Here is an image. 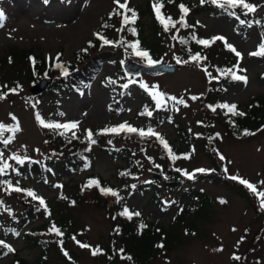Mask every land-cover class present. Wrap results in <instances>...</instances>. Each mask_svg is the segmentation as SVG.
I'll list each match as a JSON object with an SVG mask.
<instances>
[{
  "label": "rangeland",
  "instance_id": "374dc122",
  "mask_svg": "<svg viewBox=\"0 0 264 264\" xmlns=\"http://www.w3.org/2000/svg\"><path fill=\"white\" fill-rule=\"evenodd\" d=\"M163 1L159 0L160 3ZM192 1L198 3L197 0ZM246 2L255 5L256 10L248 12L247 9L242 8L246 14L245 19L251 21L252 24L243 34L236 32L235 24L238 19L234 16L232 7L225 10L230 12L232 18L225 15L211 16L197 6L189 14L200 27L205 39L223 37V40L217 41L225 49L236 55L227 46L230 45L241 54L235 74L246 77L247 82L239 80L218 98L223 105H236L237 113H243L252 98L264 95V78L261 77L264 72V57L260 60L254 57L250 58L251 53L263 39L260 25L257 23L264 24V0H246ZM105 3L107 6L101 9L96 5V0H0V10L5 14L3 27H0V57H3V52L6 50L16 48L24 51L30 50L46 60L57 59V61L75 63L76 55L83 54L87 50L94 37V31L100 25L104 15L116 7L113 0H105ZM156 3L157 0H129L128 7L145 11L147 4L153 8ZM90 20L92 22L86 30L83 42L75 44L68 54L65 41L72 37V28ZM142 20L143 33L149 35L150 19L145 15ZM106 49L101 54L104 63L99 75L93 78L90 84L80 92L64 93L55 98L41 94L39 95L40 100L31 105L30 101L25 99L26 96L36 97L31 90L34 84H25L19 88L14 97H11L12 101L7 99L0 102V124L11 128L18 123L21 129L15 133L7 131V135L9 137L14 135V139L2 150L3 162L9 164L10 167L5 170L3 175H0V201L19 212L26 207V203L19 196L20 192L14 191V188L19 187L26 194L30 190L44 201H53L59 194L67 191L73 183L91 174H96L107 180L108 183L115 185L116 169L124 166L126 159L123 156L114 158L112 152L121 149L126 151L122 155L129 153L139 165V167L136 165L138 171L135 170L131 173L136 172L128 181L129 185L138 187L142 183H149L151 177L149 162L154 161L161 165V157L154 148L143 146L133 139H118L113 145L105 147L107 151H104L103 148L93 147L83 173H75L74 170L57 164L48 179H39L36 175H31L26 179L19 178L18 174L13 173V165L18 162L10 157H20L24 163H18V165L26 167L29 162H40L45 157L51 158L52 150L58 148V144L52 140L60 141L62 137H73V132H75V136H87L85 130L92 131V128L103 126L107 122L114 124L130 122L134 126L143 127V121L139 119L141 116H138L137 112L144 93L145 91L148 93L150 103L156 104L154 94L160 92L164 94L160 106L162 113L167 118L171 116V120L177 123L179 128L187 131L193 145L188 158L177 160L173 164L176 167L186 168L195 177V180L176 190H166L160 184H152V186L158 188L162 205L173 206L174 203L188 202L189 191L200 192L207 198V204L202 210L194 208L188 217V221L195 224L194 233L191 234L181 227L180 245L166 256H156L149 264H264V209L261 208L260 198L238 180L230 178L232 176L243 178L256 185L258 192L264 191V184L261 183L264 181V127L250 137L243 139L232 137L224 129L221 119L213 117L214 111L213 108H210L211 106L209 109L203 110V106L192 99L193 95L196 97L206 91L205 70H201L195 66L196 64L185 63L184 60H179V63L178 60L173 61L174 49L169 46L166 48L161 62L168 67L177 66L176 70L155 76L145 73H141L138 77H132L131 74H129L130 76L126 75L121 80V86L126 83V86L129 85L128 94L125 92L118 103L114 101V107L121 109L109 113L107 104L111 99V91L105 81L115 75L117 67L121 66L122 62L131 61L120 53L109 48ZM210 55L219 61L220 54L214 55V51H212ZM141 59L143 58H139V63H134L146 67V58ZM169 97H175L177 100L183 99L184 103H176ZM35 107L43 114L49 113L50 123L78 122V128L68 131L63 128H40L35 118ZM157 112H151V120ZM12 117H15V120ZM209 120L214 122L212 124L213 131L220 135L217 138L216 152L210 147L212 142L209 137H205L208 134V127L201 125L202 122L206 124ZM155 132L162 133L167 140L173 142L178 137L176 128L169 122L164 123ZM49 133H52L55 138L52 139L48 136ZM57 134L61 138L57 137ZM221 155L224 157L223 160L220 159ZM212 166H215L218 175L227 180L226 182L236 183L247 190L248 193L244 192V195L253 203V209L248 208L247 200L229 188L230 186L218 175L209 176L210 179H217L214 182H206L205 177H199L201 173L208 172ZM199 169L206 171H196ZM3 176L8 181H4ZM133 192L134 194L129 196L128 201L129 213L139 212L149 222L159 223L163 226H167L171 222L175 213L174 207L162 212L160 208L149 201L150 193L141 194L138 190ZM37 200L39 201V199ZM194 201L192 200L196 207L200 203V199L199 201L194 199ZM69 212L75 222L72 226L75 233L77 229H82L84 231L82 239H86L91 243V246L96 247L98 242L105 243L109 233H112L113 238L116 239L117 226L113 224L112 216L103 206L80 200L71 205ZM45 221L44 214L39 213L30 227ZM0 241L3 242L2 245L7 244L18 252L19 257L28 263H32L37 257L38 250L27 246L22 231L18 237L8 235L5 239L0 233ZM70 246L72 250V253L69 254L72 260L71 264H104L96 255H93V252H83L79 249L80 246L76 247L72 242H70ZM218 249L221 250L218 251ZM234 256L241 259L236 260L233 258ZM12 261L14 260L11 253L0 250V264H11ZM61 264L68 263L61 261ZM117 264L127 263L118 261Z\"/></svg>",
  "mask_w": 264,
  "mask_h": 264
},
{
  "label": "trees",
  "instance_id": "16d2710c",
  "mask_svg": "<svg viewBox=\"0 0 264 264\" xmlns=\"http://www.w3.org/2000/svg\"><path fill=\"white\" fill-rule=\"evenodd\" d=\"M197 2L196 4L192 0H172V2L164 0L162 2L163 7L160 11L165 20H167V17H171L174 22L180 21L183 15L179 7L181 4L188 9L187 14L183 15V20L188 27L182 26L181 23H176L175 27L169 24L167 31H165L164 25L157 19L154 8H151L149 4H147L145 11L130 7L136 13L134 23H125L123 21L124 15L131 18L132 13L125 12L124 9L116 6L104 15L100 25L94 31L93 39L89 43L87 50H85L87 52L84 51L83 54H77L75 63L57 61V59L46 60L30 50L24 51L16 48L6 50L3 52V57H0V86L6 85L7 87H0V91L7 93V96L5 99L0 100V102L14 97L22 85L36 84L43 78L51 79L50 85L43 92L49 98L61 96L64 92H77L83 89L88 85L90 78L99 73L104 62L101 54L102 51L107 50L106 48L122 54V56L135 63H139L138 60L141 57L136 55V51H147L149 55L145 62L147 61L146 64H149V59L153 63L162 61V57L166 53V48L169 46L174 49L173 61L184 60L188 63L196 64L195 66L201 70H207L205 71L207 80L206 91L203 94H198L196 96L197 98L193 100L198 101L203 106V110L209 109V106H211L210 108H215V111L212 113L213 117L221 119L224 129L232 137L243 139L255 135L264 127V95L252 98L244 109V115L233 114L227 108L222 107L223 103L218 98L223 92L238 83V80L233 79L232 75L235 74L236 68L239 66L240 58L232 55L217 40L211 43L210 46L198 43L199 40L211 41L212 38L205 39L200 27L189 15L192 9L197 6L200 10L202 9L208 12L211 16L221 17L225 15L228 18H232L230 12L225 11L230 7L225 6L221 8L216 4L207 2V0L204 3H201V0H197ZM114 10L121 14H113ZM145 15L150 19L148 25L150 28L149 35H144L143 33L144 24L142 18ZM234 16L238 19L236 30L240 32L246 31V26L250 25L251 21L249 22L245 19L246 14L242 7L234 8ZM257 25H260V32L263 39L257 45L254 53H258L260 51V45L264 44V24L260 22ZM131 29H135V33ZM105 40L110 43H104ZM137 42L138 48L134 50L130 45L136 44ZM212 51H214V55L220 54L219 61H216L210 55ZM197 54H199V58L193 60L192 57L197 56ZM251 57L260 60L263 59L264 55L258 54L252 55ZM142 58L141 60L145 59V57ZM57 65L60 66L58 67ZM64 69L68 72L67 76L63 75ZM261 77L264 78V72ZM124 78L125 75L121 67L118 66L115 75L110 79H106L112 95L109 105L110 109L113 108L114 101L127 91L125 87L127 83L121 86V80ZM121 87L124 88L121 89ZM10 89H16V91L13 93L9 91ZM192 97H195V95ZM148 99L147 95H144L138 111L141 116L139 119L145 123L146 127H143V129H151L154 133L153 130L158 129L167 119L163 117L161 112H158L151 120L147 112H152L154 107L152 106L153 103H150ZM25 100L30 101L29 103L33 105L35 101L40 100V96H26ZM37 114H39L45 124L50 123L48 120L50 118L49 113L43 114L35 107V118L40 128H43V126L37 120ZM171 119L172 117L170 116L169 121L178 132L177 140L175 142L169 141L163 134H157L168 143L172 153L177 157L176 159H172L169 156L168 151L163 147L156 135L147 134L149 131L143 130L146 135L141 136L139 130L142 129L134 127L131 124L127 125L136 128L138 130L137 132L130 133L125 130L118 133L107 131L103 132V134H97L105 129L110 130L119 127L109 123L104 126L92 128V139L95 140V143H91L85 135H77L75 138H61L57 134V137L61 138V140H52V142L58 144V148L56 147L52 150L51 158L45 157L40 162H29L26 167H23L24 165L21 164L18 165V163L13 165V173L18 174L21 179H26L31 175H36L39 179H48L57 164H60L64 168L67 167L74 170L75 173H83L87 164V155L91 153L92 147L97 146L107 151L105 147L113 145L118 139H133L143 146H150L158 152L162 160L161 165L150 161V182L142 183L138 187H135L134 185H129L128 181L138 171L137 166L139 167V165L136 163L137 161L129 153L122 155L126 152L123 149L117 150L116 152L108 151L114 154V158L123 156L126 159L125 165L117 167L116 169L115 185L108 183L107 180H104L96 174H91L73 183L67 191L59 194L53 201H45V205H41L37 199H33L26 192L23 193L22 191L19 196L24 199L26 207L19 212L14 211L13 207L0 201V233L2 237L4 239L8 235L18 237L22 231V236L27 246L31 249L38 250L36 259L32 263H28L25 259L19 257L18 252L14 250L9 251L7 247L0 244V250H4L13 255L14 261L11 264H61V261L71 264L72 260L69 256L72 253L71 246L69 247L70 242L76 247H79L80 244L88 245L89 247H79L83 252L90 253L98 250L95 255L104 264H117L118 261L127 264H149L156 256H166L180 245L181 238L179 237V232L181 227H184L186 231L193 234L195 224L192 221L189 222L188 217L194 211V208H197V210L204 209L207 204V198L200 192L193 193L189 191L188 202L182 204L174 203L173 206L162 205L157 191L158 188L152 186V184H160L166 190H176L183 187L186 183L195 180V177L189 179L188 175H185V173L191 174L186 168L176 167L173 164L177 160L188 158L193 145L190 142L187 131L179 128L178 124ZM213 123L212 120H209L206 124L202 122L201 125L208 127V134L205 137H209L212 142L210 147L216 152V147L218 146L217 138L220 135L213 131ZM43 130L42 133L44 136ZM245 132L252 134L246 135ZM3 136L4 138L9 137L7 131L4 132ZM48 136L52 139L55 138L52 133H49ZM6 146L0 143V152ZM63 147L66 149H62ZM183 148H186L187 151L183 150ZM135 170L136 172L131 174ZM210 175H218L215 166H212L205 174L201 173L199 177H205L206 182H214L217 180L210 179ZM3 177L4 181H8L5 176ZM218 177L230 186L227 187L233 189L234 192L245 198L248 202V208L253 209V203L244 195V192H248L243 186L229 181L228 183L220 175ZM91 181H99V184L90 183ZM101 188L111 189L118 195H112L110 193L102 194ZM137 190L143 194L150 193L149 201L157 205L162 212L167 211L171 207L175 208L174 216L167 226L159 223H151L141 215H134L136 212H130L132 214L131 218L122 215L124 209H128L129 196L133 193L132 191ZM194 199L196 201L200 199V203L196 207H194L192 202ZM80 200L99 204L107 209V212L112 216L113 220L111 221L117 226V232L115 233L117 236L116 239L113 238L112 233H109L105 239L106 242H98L95 247L93 245L91 246V243L86 239H82L84 233L82 229H77L75 233L72 227L75 222H73L70 216L69 209L71 205L76 204ZM39 213L44 214L46 221L30 227ZM53 223L61 230L63 233L62 236H58L54 232L49 231ZM61 241H63L62 244Z\"/></svg>",
  "mask_w": 264,
  "mask_h": 264
},
{
  "label": "snow or ice",
  "instance_id": "6c2138e0",
  "mask_svg": "<svg viewBox=\"0 0 264 264\" xmlns=\"http://www.w3.org/2000/svg\"><path fill=\"white\" fill-rule=\"evenodd\" d=\"M113 2L118 6V8L124 9L125 12H131L132 13L131 18H129L127 15H124L123 21L125 23H128V22L134 23L135 22L136 13H135L134 10L128 8V2H129V0H123V3H121V0H113ZM169 2H172V0H169ZM204 2H205V0H201V3H204ZM207 2L216 4L218 7H221V8H224L225 6L232 7V8L242 7L244 9H247L248 12H254L256 10V6L255 5H252L250 3H247L246 0H222V2H221V0H207ZM162 7H163V4L160 3L159 0H157V3L153 5V8H154V11L156 13L157 19L164 25L165 31L168 30V25L169 24H171L172 27H175L176 23H181L182 26L188 27V25L186 24V22L183 20V15H186L187 14L188 9L183 4L179 5V7L181 9V12L183 14L182 17H181V20L180 21H175V22L172 20L171 17H167V20L164 19V17L162 16V13L160 11V9ZM113 14L120 15L121 13L116 12L114 10ZM4 19H5V14L3 13L2 10H0V27H3V21H4ZM131 31L133 33H135V29H131ZM97 35H99V34H97ZM223 39H224L223 37H214V38H212L211 41H208V40H199L198 43H200L202 45H205V46H210V44L213 43V42H215V40H223ZM104 43L107 44V43H110V42L107 41V40H105ZM225 43L227 44L226 41H225ZM130 46L134 50H136L138 48V42L136 44H132ZM227 46L230 48L231 51L235 52L238 57L241 55L238 51H236L235 48H232L230 45H227ZM258 54L259 55H264V44L260 45V51L258 53H251V55H258ZM136 55L147 58L149 54H148L147 51H136ZM198 58H199V54H197V56H193L192 57L193 60H197ZM177 62L179 63L180 61L178 60ZM186 62L187 61H185V63ZM152 63H153V61H151V59H149V64L151 65ZM57 66L59 67L60 65H57ZM205 71H207V70L205 69ZM63 75H65V76L68 75V72H67L66 69L63 70ZM232 78L233 79H236V80H244L245 82H247V78L246 77L238 76V75H235V74L232 75ZM0 87L6 88L7 86L4 85V86H0ZM125 87H127V86L125 85ZM9 91H11V92L14 93L16 91V89H10ZM6 96H7V93H5L3 91H0V100L5 99ZM163 96H164V94L163 93H160V92H156L154 94V98L156 99V106L158 108L161 106V101L163 100ZM169 99H172V100L176 101V103H180V104H183L184 103L183 99L177 100L175 97H169ZM192 99H196V97H192ZM222 107L227 108L228 111L229 112H232L233 114L244 115V113H237L236 112V105L229 106V105L225 104V105H222ZM212 110L215 111V108H213ZM151 114H152L151 112H147V115L151 116ZM12 119L15 120V117H12ZM37 120L40 122V124L43 127H46V128H53V129L63 128L66 131L72 130V129H77L78 128V122H71V123H64V124H60V123H48V124H45L44 121L40 118L39 114H37ZM20 130L21 129H20L18 123L14 127H11V128L6 127L3 124H0V143H3L6 146L7 144H9L11 142L12 139H14V135L12 137L4 138L3 134H4L5 131H12L13 133H15V132H18ZM125 130L127 132H130V133H135V132L138 131L136 128H133V127L127 125V124H122L118 128H113V129H110V130L105 129V130H102L101 133H97V134H103V132H107V131H111V132H114V133H118L120 131H125ZM85 131L87 133L88 140L91 143H95V140L92 139L93 133L91 132V130H85ZM139 134L141 136L146 135V133L143 130H139ZM147 134L156 135L157 136V139L160 140V143L168 151L169 156L172 159H176L177 158L172 153V150H171L170 146L168 145V143L162 137H160L159 134L153 133L151 129H149V132ZM245 134L248 135V134H252V133L245 132ZM61 135H63V133H61ZM73 137L75 138V132H73ZM3 159H4L3 152H0V175H3L5 173V170L10 167L9 164L3 162ZM10 159H15V160H17L18 163H21V164L24 163V160H22L18 156H12V157H10ZM220 159L223 160L224 157L221 155L220 156ZM196 171L203 172V171H206V170L199 169V170H196ZM225 171H227V170L225 169ZM185 175H188V178L189 179H192L193 178V176L191 174L185 173ZM230 178L233 179V180H238L239 183L245 185L250 191H252L253 193H255L258 196V198H260L261 208L264 209V191H259L258 192L256 185H253L252 183H250L249 181H247V180H245L243 178L236 177V176H232ZM90 183H96L98 185L99 184V181H91ZM261 183L264 184V181H261ZM13 190L14 191H17V192L23 191L19 187H16ZM101 192H102V194H109L110 193L112 195H118L115 191H113L111 189H103V188H101ZM27 195L30 196V197H32L33 199H39L40 204L41 205H45V201L42 198L37 197L34 192H32V191L29 190V191H27ZM221 203H224V201H221ZM122 215H126V216H129V218H131V215L132 214L129 213V211H128L127 208H125L124 209V212L122 213ZM134 215L139 216L140 213L139 212H136V213H134ZM141 227H143V225H141ZM49 231L50 232H54L58 236H62L63 235V233L61 232V230L54 223L52 224V226L49 229ZM73 239H75V237H73ZM62 243H63V241H61V244ZM77 243H79V242L77 241ZM0 244H3V242L0 241ZM80 246L81 247H89L88 245H84V244H80ZM4 247H7L9 251H13V249L10 246H8L7 244H4ZM219 250H221V249H218V251ZM96 251H98V250H94L93 251V255L96 254ZM65 254H67V253H65ZM233 258L236 259V260L241 259L238 256H234Z\"/></svg>",
  "mask_w": 264,
  "mask_h": 264
},
{
  "label": "water",
  "instance_id": "95a60500",
  "mask_svg": "<svg viewBox=\"0 0 264 264\" xmlns=\"http://www.w3.org/2000/svg\"><path fill=\"white\" fill-rule=\"evenodd\" d=\"M177 67H168L165 66L163 63L156 64L155 66L150 67H143L139 66L133 63H124L123 69L133 76H137L141 73H145L151 76L169 73L175 71ZM51 80L50 79H41L37 84H35L31 90L35 96L41 94L44 92L48 86L50 85Z\"/></svg>",
  "mask_w": 264,
  "mask_h": 264
},
{
  "label": "bare ground",
  "instance_id": "6f19581e",
  "mask_svg": "<svg viewBox=\"0 0 264 264\" xmlns=\"http://www.w3.org/2000/svg\"><path fill=\"white\" fill-rule=\"evenodd\" d=\"M96 5H98L101 9H104L107 5L105 3V0H96ZM83 22V21H82ZM92 20L85 22L83 24L78 25L76 28H72V37L70 39H67L65 43L67 42V53L69 54L70 49L75 44H80L83 42V38L85 37L86 30L90 27V23ZM81 23V21H80ZM79 24V23H78Z\"/></svg>",
  "mask_w": 264,
  "mask_h": 264
}]
</instances>
